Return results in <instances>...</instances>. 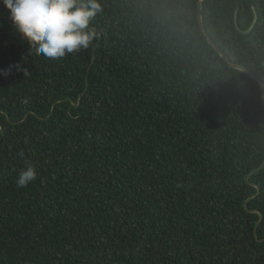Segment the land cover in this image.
I'll list each match as a JSON object with an SVG mask.
<instances>
[{
  "label": "trees",
  "instance_id": "trees-1",
  "mask_svg": "<svg viewBox=\"0 0 264 264\" xmlns=\"http://www.w3.org/2000/svg\"><path fill=\"white\" fill-rule=\"evenodd\" d=\"M99 3L58 59L0 3V264H264V0Z\"/></svg>",
  "mask_w": 264,
  "mask_h": 264
},
{
  "label": "clouds",
  "instance_id": "clouds-1",
  "mask_svg": "<svg viewBox=\"0 0 264 264\" xmlns=\"http://www.w3.org/2000/svg\"><path fill=\"white\" fill-rule=\"evenodd\" d=\"M0 3L8 10L15 31L27 42L28 51L36 56L62 58L87 49L97 36L90 25L102 12L99 0H0ZM13 67L23 76L29 74L26 67L17 64L0 69V76L10 75ZM21 103L27 105L29 98L24 97ZM25 164L16 179L17 187H25L37 177L36 167L30 161Z\"/></svg>",
  "mask_w": 264,
  "mask_h": 264
},
{
  "label": "water",
  "instance_id": "water-1",
  "mask_svg": "<svg viewBox=\"0 0 264 264\" xmlns=\"http://www.w3.org/2000/svg\"><path fill=\"white\" fill-rule=\"evenodd\" d=\"M198 15H199V19H200L201 27H202V29H203L204 34L207 36L208 42H209L210 44H212L213 47L215 48V50H216L218 53H220V55H221L223 58H225V59L227 60L226 56H225L223 53H221L220 50H219L218 48H216V46L213 44L212 40L208 37V34H207V32H206V29H205L204 24H203L202 19H201V1L199 2V12H198ZM256 20H257V15H256V13L254 12V17H253L252 23H251V25L249 26V28H248L247 30H242V29L239 27V24H238V21H237V17H236V16H235V18H234V24H235L236 30H237L239 33H241V34H247L248 32H250V31L253 29V27H254V25H255V23H256ZM229 64H230L231 67L239 68V67H237V66H235V65H233V64H231V63H229ZM239 69L243 70V71L246 72L249 76L253 77V75H252L248 70H246V69H242V68H239ZM259 85H260V89H261V91H262V99H263V102H264V84H263L262 81H259Z\"/></svg>",
  "mask_w": 264,
  "mask_h": 264
}]
</instances>
